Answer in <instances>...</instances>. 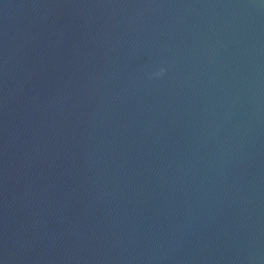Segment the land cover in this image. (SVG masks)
<instances>
[{"label": "water", "instance_id": "95a60500", "mask_svg": "<svg viewBox=\"0 0 264 264\" xmlns=\"http://www.w3.org/2000/svg\"><path fill=\"white\" fill-rule=\"evenodd\" d=\"M0 264H264V0H0Z\"/></svg>", "mask_w": 264, "mask_h": 264}, {"label": "clouds", "instance_id": "9594fccd", "mask_svg": "<svg viewBox=\"0 0 264 264\" xmlns=\"http://www.w3.org/2000/svg\"><path fill=\"white\" fill-rule=\"evenodd\" d=\"M161 71H163V69Z\"/></svg>", "mask_w": 264, "mask_h": 264}]
</instances>
